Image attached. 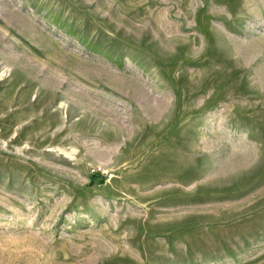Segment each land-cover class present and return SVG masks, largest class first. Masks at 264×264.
<instances>
[{
  "label": "rangeland",
  "instance_id": "rangeland-1",
  "mask_svg": "<svg viewBox=\"0 0 264 264\" xmlns=\"http://www.w3.org/2000/svg\"><path fill=\"white\" fill-rule=\"evenodd\" d=\"M0 264H264V0H0Z\"/></svg>",
  "mask_w": 264,
  "mask_h": 264
},
{
  "label": "bare ground",
  "instance_id": "bare-ground-1",
  "mask_svg": "<svg viewBox=\"0 0 264 264\" xmlns=\"http://www.w3.org/2000/svg\"><path fill=\"white\" fill-rule=\"evenodd\" d=\"M180 158V157H179Z\"/></svg>",
  "mask_w": 264,
  "mask_h": 264
}]
</instances>
